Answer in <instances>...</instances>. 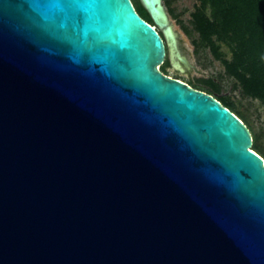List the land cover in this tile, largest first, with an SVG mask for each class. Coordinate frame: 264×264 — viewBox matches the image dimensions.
Listing matches in <instances>:
<instances>
[{
    "label": "water",
    "instance_id": "1",
    "mask_svg": "<svg viewBox=\"0 0 264 264\" xmlns=\"http://www.w3.org/2000/svg\"><path fill=\"white\" fill-rule=\"evenodd\" d=\"M165 57L132 0H0V264H264V159Z\"/></svg>",
    "mask_w": 264,
    "mask_h": 264
},
{
    "label": "trees",
    "instance_id": "2",
    "mask_svg": "<svg viewBox=\"0 0 264 264\" xmlns=\"http://www.w3.org/2000/svg\"><path fill=\"white\" fill-rule=\"evenodd\" d=\"M172 1L165 0L167 6ZM133 2L139 15L154 26L139 0ZM199 3L191 14L193 30L198 34L195 43L209 49L222 63L225 74L235 80L244 96L264 106V0H199ZM185 31L189 34L186 28ZM222 46L228 48L230 58L222 51ZM205 83L207 88H194L212 96L220 93L214 80ZM216 99L235 114L233 102L224 96ZM256 140L255 137L252 150L262 156Z\"/></svg>",
    "mask_w": 264,
    "mask_h": 264
},
{
    "label": "rangeland",
    "instance_id": "3",
    "mask_svg": "<svg viewBox=\"0 0 264 264\" xmlns=\"http://www.w3.org/2000/svg\"><path fill=\"white\" fill-rule=\"evenodd\" d=\"M199 4V0H173L171 5L167 6L165 0H161L166 16L165 27L156 26V29L164 33L169 30L172 32L174 50L171 51L168 47L170 64L166 62L159 69L162 71L165 68L164 74L187 83L192 88H207L205 81L214 80L220 88V93L213 94V97L224 96L234 103L235 114L250 130L253 142L254 138H257L256 145L264 159V106L260 101L244 96L241 89L236 87L235 80L225 74L222 63L214 58L209 49L198 47L195 43L198 41V34L193 30L191 14ZM222 51L227 58L231 57L227 47L222 46ZM178 56L184 58L187 65H183ZM173 64H179L181 70L173 67Z\"/></svg>",
    "mask_w": 264,
    "mask_h": 264
},
{
    "label": "bare ground",
    "instance_id": "4",
    "mask_svg": "<svg viewBox=\"0 0 264 264\" xmlns=\"http://www.w3.org/2000/svg\"><path fill=\"white\" fill-rule=\"evenodd\" d=\"M148 4L149 3H152L154 4V8H153V14L156 18V20L158 22H160L162 25H165V21H166V16L165 14L163 13V10L160 6H157L155 3L157 2V0H145ZM168 35H169V38H170V43H171V46H173V43H172V37L174 38L172 32L169 30L168 31ZM174 50V49H172ZM176 66L180 67L179 64H175ZM160 68V66H158V69ZM181 68V67H180ZM160 70V69H159Z\"/></svg>",
    "mask_w": 264,
    "mask_h": 264
},
{
    "label": "flooded vegetation",
    "instance_id": "5",
    "mask_svg": "<svg viewBox=\"0 0 264 264\" xmlns=\"http://www.w3.org/2000/svg\"><path fill=\"white\" fill-rule=\"evenodd\" d=\"M132 2H133V0H132ZM139 2L141 3V5L144 7V5H143V3H142V1L141 0H139ZM133 4H134V2H133ZM135 6V5H134ZM145 8V7H144ZM146 10V9H145ZM137 11V10H136ZM139 14V13H138ZM149 14V13H148ZM145 21H147L146 19H144ZM149 23V22H148ZM151 24V23H150ZM153 25H154V27H156L155 26V24H154V22H153ZM157 31H158V33L161 35V37H162V39L164 40V43H165V47H166V57H165V61H164V64L167 62L168 64H170V58H168L169 57V52H168V41H167V39H166V34L164 33V32H162V31H160L158 28H157ZM163 64V65H164ZM183 64V63H182ZM162 65V66H163ZM184 65V64H183ZM173 67H174V64H173ZM162 72H163V69H162ZM164 73V72H163ZM166 75V74H165Z\"/></svg>",
    "mask_w": 264,
    "mask_h": 264
}]
</instances>
